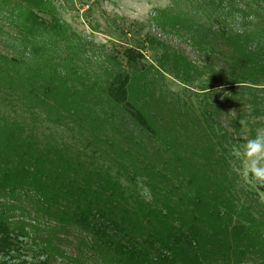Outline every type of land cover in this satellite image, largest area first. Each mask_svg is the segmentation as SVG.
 Instances as JSON below:
<instances>
[{
	"label": "rangeland",
	"instance_id": "1",
	"mask_svg": "<svg viewBox=\"0 0 264 264\" xmlns=\"http://www.w3.org/2000/svg\"><path fill=\"white\" fill-rule=\"evenodd\" d=\"M162 11L198 27L201 49L183 30L165 33ZM222 24L250 34L264 65V0H0V153L17 166L12 145H4L21 148L23 140L31 152L25 166L41 161L39 150L47 155L42 167L77 168L71 174L80 182L88 176L92 187L112 184L113 203L140 215L142 231L192 216L216 233L242 224L252 236L247 244L221 237L233 245L227 262L264 264V186L246 184L231 154L264 129V66H233L221 40L206 32ZM130 48L142 53L136 64L125 56ZM118 74L129 76L128 99L155 133L107 98ZM6 167L0 158V172ZM34 199L25 189L0 191V220L31 250L59 228ZM208 214H218L220 228ZM56 236L60 252L72 247L64 239L73 242L74 233ZM31 256L18 263L31 264ZM52 264L72 263L56 255Z\"/></svg>",
	"mask_w": 264,
	"mask_h": 264
},
{
	"label": "trees",
	"instance_id": "2",
	"mask_svg": "<svg viewBox=\"0 0 264 264\" xmlns=\"http://www.w3.org/2000/svg\"><path fill=\"white\" fill-rule=\"evenodd\" d=\"M30 14L34 16L32 12ZM159 14L158 22L165 33L169 31H166V28L174 33L183 30L188 41L201 49L202 41L199 39L204 37L198 27L187 25L186 20L170 15L166 11ZM215 24L220 23L215 21ZM220 26H214L206 32H210L211 38L214 36L215 40L217 38L221 40L222 46L228 50L226 54L233 66L247 71L263 68L262 56L258 50L261 47L255 49L251 46L250 34L233 32L226 24ZM215 47L219 49L217 44ZM124 53L130 64H136L143 58L142 53L131 48ZM182 61L183 58L177 55L172 58L175 68L183 64ZM129 81L128 75H116L105 88V94L142 130L153 134L154 128L128 99ZM258 109L259 106L255 113ZM10 137L13 138L8 136L7 141L11 139ZM18 141L21 148H16V143L5 142L4 145V147L12 145L13 154L20 159L17 166L10 168L7 153L3 151L5 156L0 153V158L4 157L7 160L6 169L0 172V191L14 192L18 188L32 191L36 208L55 226L58 225L59 228L54 229L65 234L74 233V238L73 242L64 239L67 245L72 247L60 252V248L52 241L58 238L57 230L53 232L54 229H50L51 231H46L48 235L44 239L45 246L35 245L36 249L31 250L23 240H19V237H23L21 233L15 232L8 223L0 220V264H19V257L28 256L30 252L31 264H52V258L56 255L72 264H83L86 260L96 264H230L227 262V256L233 245H230L228 240L222 242L223 233L225 232L230 240L235 241L234 246L250 242L252 236L242 224L232 226L229 231L221 229L216 233L200 226L201 220L195 216L189 221L183 218L173 220V223L160 221L155 229L142 231L137 227L140 215L137 218L113 203V192L110 191L112 184L106 182L104 186L92 187L91 180H86L88 176L82 178L83 181L80 182L71 174L73 171L71 169L77 172V168L57 167L53 166V163L50 164L49 169L42 167L40 162H43L47 155L39 150L36 153L41 161L35 158L31 165L25 166L23 158L26 157V153H31L30 148H25L29 143ZM182 170L185 171L184 166ZM208 216L213 220L212 223H208L215 229L220 228L222 220H216L218 214L215 216L208 214ZM159 217L166 218L163 213L159 214ZM261 245H264V241ZM258 252L262 255L263 261L264 249ZM81 260L85 262H80ZM22 263L27 264L25 261Z\"/></svg>",
	"mask_w": 264,
	"mask_h": 264
},
{
	"label": "clouds",
	"instance_id": "3",
	"mask_svg": "<svg viewBox=\"0 0 264 264\" xmlns=\"http://www.w3.org/2000/svg\"><path fill=\"white\" fill-rule=\"evenodd\" d=\"M235 171L251 187L264 186V129L256 131L243 145L232 150Z\"/></svg>",
	"mask_w": 264,
	"mask_h": 264
}]
</instances>
